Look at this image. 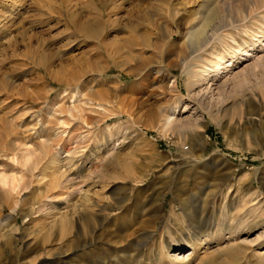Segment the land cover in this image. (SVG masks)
Masks as SVG:
<instances>
[{
	"label": "rangeland",
	"instance_id": "374dc122",
	"mask_svg": "<svg viewBox=\"0 0 264 264\" xmlns=\"http://www.w3.org/2000/svg\"><path fill=\"white\" fill-rule=\"evenodd\" d=\"M0 176V264H264V0H0Z\"/></svg>",
	"mask_w": 264,
	"mask_h": 264
},
{
	"label": "bare ground",
	"instance_id": "6f19581e",
	"mask_svg": "<svg viewBox=\"0 0 264 264\" xmlns=\"http://www.w3.org/2000/svg\"><path fill=\"white\" fill-rule=\"evenodd\" d=\"M209 19V18H208ZM190 43H191V45H192V49H198L199 47L198 46H201V45H203V44H205L206 42H208L207 41V36H206V30H205V28H201L200 30H198V31H195V32H193V33H191L190 35ZM211 38V37H210ZM220 54H215L214 55V61H211V62H209V64L211 65V68H212V70L210 71V73H218V72H220V70L221 69H227L228 67H230L231 66V64H227V63H223L222 61H223V59L219 56ZM244 56H247V53H246V55H244ZM229 63V62H228ZM223 64H225L223 67H222V65ZM222 67V68H221ZM203 68V67H202ZM200 69V68H199ZM200 71V73H202V74H206L207 72H208V70L207 69H202V70H199ZM196 73V72H195ZM261 109V108H260ZM259 109V110H260ZM255 111L257 112V108H255L254 106H250L248 109L246 108V111L244 112V118H246V120L247 119H249L250 120V118H251V116H253L254 114H255ZM257 114V113H256ZM257 116V115H256ZM254 117V116H253ZM255 119V118H254ZM252 120V119H251ZM173 122H174V120L171 118V117H167V118H165L164 119V121H163V123H162V126H161V128L163 129V130H167V129H169L170 127H172V125H173ZM247 122V121H246ZM161 129V130H162ZM30 150V149H29ZM27 151L26 150V152L25 151H23V152H25V155H24V153H22L23 154V156H22V160H20V161H23L22 163H25V164H27V163H29L30 161H31V159L33 158V151L31 152V150L30 151ZM20 159V158H19ZM1 177V176H0ZM0 180H1V178H0ZM4 181H2L1 180V182L0 183H3ZM89 195V194H88ZM88 195L87 194H85V196H84V201L87 203L86 204V206L88 207L89 206V202H88ZM85 211V219H86V223L88 222L87 220H89V216H91L92 214H91V212L89 213V212H86L87 211V209L86 210H84ZM176 262L179 260V258L178 257H176L175 259H174Z\"/></svg>",
	"mask_w": 264,
	"mask_h": 264
}]
</instances>
